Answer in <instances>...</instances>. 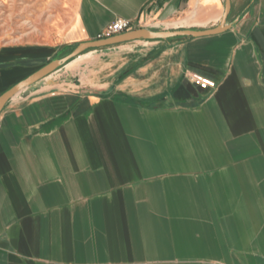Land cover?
Wrapping results in <instances>:
<instances>
[{
  "label": "crops",
  "instance_id": "1",
  "mask_svg": "<svg viewBox=\"0 0 264 264\" xmlns=\"http://www.w3.org/2000/svg\"><path fill=\"white\" fill-rule=\"evenodd\" d=\"M20 1L0 94L116 18L208 29L224 7ZM230 2L222 33L98 49L82 83L59 69L4 106L0 264H264V0Z\"/></svg>",
  "mask_w": 264,
  "mask_h": 264
},
{
  "label": "water",
  "instance_id": "2",
  "mask_svg": "<svg viewBox=\"0 0 264 264\" xmlns=\"http://www.w3.org/2000/svg\"><path fill=\"white\" fill-rule=\"evenodd\" d=\"M223 14L219 23L208 29H177L167 30L158 28L140 27L125 31L105 38H96L92 40L77 43L70 51L58 54L55 58L38 68L36 71L18 81L0 94V113L4 106L15 96L22 94L29 88L41 83L45 78L61 69L73 59L86 53L89 50L101 49L117 44L130 42L134 40H169L173 38H196L210 36L224 32L230 28L227 18L230 12V0H223Z\"/></svg>",
  "mask_w": 264,
  "mask_h": 264
},
{
  "label": "rangeland",
  "instance_id": "3",
  "mask_svg": "<svg viewBox=\"0 0 264 264\" xmlns=\"http://www.w3.org/2000/svg\"><path fill=\"white\" fill-rule=\"evenodd\" d=\"M22 1L20 0H12L10 7H7V2H4V7L2 6V0H0V44L5 40H8L12 37L18 35V33L24 32V22L23 20L26 18L27 20L32 21L33 16L17 14L18 7L21 6ZM10 13V14H8ZM98 49L89 50L84 54H88L86 56L80 55L79 57L73 59L71 62L66 64L64 67L60 69V72H67L70 74H63L64 76H68L75 80V83H82L85 80V75L81 74L83 68L87 65V63L98 56ZM94 51V52H93ZM91 52V53H89ZM93 58V59H92ZM117 74H109L106 79H114Z\"/></svg>",
  "mask_w": 264,
  "mask_h": 264
},
{
  "label": "built area",
  "instance_id": "4",
  "mask_svg": "<svg viewBox=\"0 0 264 264\" xmlns=\"http://www.w3.org/2000/svg\"><path fill=\"white\" fill-rule=\"evenodd\" d=\"M131 27L132 23L128 19L116 18L109 25H107L100 34H98L97 38H105L120 34L130 30ZM187 77L193 84L199 86L202 89L215 87V83L212 80L207 79L197 73H190Z\"/></svg>",
  "mask_w": 264,
  "mask_h": 264
},
{
  "label": "trees",
  "instance_id": "5",
  "mask_svg": "<svg viewBox=\"0 0 264 264\" xmlns=\"http://www.w3.org/2000/svg\"><path fill=\"white\" fill-rule=\"evenodd\" d=\"M76 44L77 43L71 44V45L65 47L59 54H63V53H66V52L70 51Z\"/></svg>",
  "mask_w": 264,
  "mask_h": 264
}]
</instances>
